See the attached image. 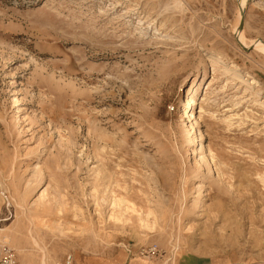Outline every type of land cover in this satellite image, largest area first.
Segmentation results:
<instances>
[{
	"label": "rangeland",
	"instance_id": "1",
	"mask_svg": "<svg viewBox=\"0 0 264 264\" xmlns=\"http://www.w3.org/2000/svg\"><path fill=\"white\" fill-rule=\"evenodd\" d=\"M0 229L20 264H264V0H0Z\"/></svg>",
	"mask_w": 264,
	"mask_h": 264
},
{
	"label": "built area",
	"instance_id": "2",
	"mask_svg": "<svg viewBox=\"0 0 264 264\" xmlns=\"http://www.w3.org/2000/svg\"><path fill=\"white\" fill-rule=\"evenodd\" d=\"M151 257L156 256V249L151 248L149 250ZM0 264H20L15 252L7 246H0ZM64 264H77L72 256H67L64 260Z\"/></svg>",
	"mask_w": 264,
	"mask_h": 264
},
{
	"label": "bare ground",
	"instance_id": "3",
	"mask_svg": "<svg viewBox=\"0 0 264 264\" xmlns=\"http://www.w3.org/2000/svg\"><path fill=\"white\" fill-rule=\"evenodd\" d=\"M243 3V2H242ZM186 112L184 113V115L182 116L183 118L186 116ZM192 145L193 146H195L196 145V140L194 139L193 140V142H192ZM202 204H200L199 206H201ZM9 233H11V232H9ZM11 234H14V231H12V233ZM10 236L11 235H9L8 234V232L6 231V230H4V229H0V241L2 240V241H5V240H7L8 238L10 239Z\"/></svg>",
	"mask_w": 264,
	"mask_h": 264
}]
</instances>
